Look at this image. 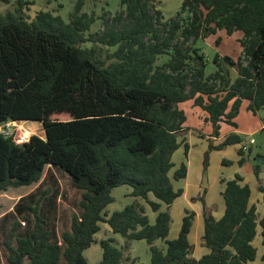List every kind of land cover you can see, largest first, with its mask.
<instances>
[{
	"label": "trees",
	"instance_id": "1",
	"mask_svg": "<svg viewBox=\"0 0 264 264\" xmlns=\"http://www.w3.org/2000/svg\"><path fill=\"white\" fill-rule=\"evenodd\" d=\"M16 1L15 10L0 12V123L39 121L45 137L33 135L17 144L0 134V191L38 183L47 165L56 166L81 190V213L72 215L60 243L46 227L44 191L35 195V204L27 199L36 192L23 196L10 227L3 228L0 264H123L124 248L136 240L147 241L151 259L129 264H264V253L258 258L254 244L260 228L264 248V211L259 214L251 203L252 189L240 174L222 179L225 210L220 218L201 197V244L207 253L194 256V210L185 209L178 236L170 238V209L184 193L174 181L188 175L186 162L170 174L172 156L182 143L186 157L190 150L186 138H179L187 121L179 103L191 99L205 110L215 137L223 122L237 126L234 119L244 99L254 113L264 110V0H183L170 19L156 0H120L102 31L88 37L96 18L80 13L82 0L69 21L48 10L29 19L23 9L32 2ZM219 30L230 36L241 31L243 50L237 59L217 58V69L207 73L209 58L198 43ZM87 42L114 50L102 59L101 48L82 45ZM159 57L166 60L157 63ZM242 142L231 132L209 149ZM260 169L257 164L264 208ZM122 185L132 187L135 200L109 212L112 190ZM146 205L156 213L154 222ZM104 223L124 238L123 245L117 246L114 237L97 240ZM158 240L165 245L158 246ZM96 242L103 255L91 263L85 251Z\"/></svg>",
	"mask_w": 264,
	"mask_h": 264
},
{
	"label": "rangeland",
	"instance_id": "2",
	"mask_svg": "<svg viewBox=\"0 0 264 264\" xmlns=\"http://www.w3.org/2000/svg\"><path fill=\"white\" fill-rule=\"evenodd\" d=\"M32 2L29 6L23 9V14L29 19H32L40 10H48L54 14L62 16L66 21H69L70 13L74 10L76 3L79 0H29ZM83 6L80 13L86 12L88 15H94L96 20L92 24L91 29L85 33V36L96 35L101 32L104 26V19L113 17L120 9V0H82ZM183 0H156L158 8H160L166 19H170L181 8ZM17 1L11 0L10 3H0V12L7 13L10 10H15ZM243 36L241 31L235 32L233 35H228L225 30H219L216 34L210 35L204 40L199 41V45L204 49L209 63L207 66V73H211L217 69L215 63L216 59L223 55H230L237 59L242 53V46L239 39ZM220 38V44H216V39ZM93 42L82 44L83 46H92ZM95 45V44H94ZM100 49L102 59L107 57L109 52L114 48H109L101 44L95 45ZM166 60L165 57H159L157 63ZM222 67L227 69L229 65L223 61ZM237 75L236 69L233 70V76ZM249 100L244 99L239 113L234 119L237 126L230 123L223 122L221 126V135L219 137L213 135V126L207 120L208 113L201 107L196 106L193 100H187L179 103L186 115L187 121L184 123L185 130L179 135L180 140L186 138L190 145L188 156H185V147L182 143L180 148L176 150L172 156L175 164L171 171L173 172L179 168L182 162H186L190 169L188 176L184 179L174 181L177 188H183L184 193L177 198L171 206L172 226L170 238L178 236L185 209L194 210L198 215L194 219V232L192 241L194 244V251L198 255L201 248V233L197 231L200 226H203V208L204 204L201 197L204 199L207 210L210 211L216 218L221 217V208H225V201L222 192L225 183L222 179L235 178L236 174L243 176L245 183H248L252 189L251 200L256 204L259 214L263 212V195L259 190L260 182L255 174V168L258 160L264 159V110H259L256 113L249 109ZM26 126L38 135L45 137L43 124L39 121H27ZM237 129L243 142L240 145H229L223 149H212L209 147L211 144H218L224 136ZM254 138V142L250 143V139ZM247 148H243V146ZM240 148L244 149L243 155H239ZM208 153V159L205 160ZM244 158V162L240 163V159ZM261 169L259 177L264 185V163L260 164ZM207 174V186H203L204 176ZM41 182L26 186L23 190L25 193H20L18 187H10L7 191H0V216L11 214V216L0 217V237L4 229L10 227L14 219V208L17 202L23 197L22 195H29L27 200L30 203L36 202V196L39 197L44 191L43 201L41 204L43 214L47 220L46 227L53 231L52 239L63 243L61 234L63 231L68 230L71 225L72 215L74 213H81L79 201L81 199V190L77 189L73 184L71 178L60 168L48 166L44 170ZM23 187V186H20ZM132 187L129 185H122L112 190V195L115 200L108 205L107 210L113 212L120 210L128 204L133 203L135 198L129 194ZM32 192H31V191ZM30 192V193H29ZM25 195V196H27ZM22 196V197H21ZM26 202H23L25 205ZM147 214L151 222L155 221L156 213L146 205ZM224 213V212H223ZM14 214V215H13ZM24 222V217L19 215ZM104 225V224H102ZM25 226V225H23ZM28 226V223L27 225ZM25 226V227H26ZM106 226V225H105ZM4 228V229H3ZM6 234V232H5ZM4 234V236H5ZM3 236V237H4ZM107 237H114L117 246L124 244V238L121 235L113 234L110 231L102 230L98 233L97 240ZM100 238V239H99ZM260 236L256 239L255 243L260 240ZM140 242V243H138ZM132 244L130 248H124L123 264H129L133 259H138L141 262L149 263L151 253L147 241L140 240ZM157 245L163 247L164 241L158 240ZM263 247L260 244L258 253L261 255ZM103 250L99 242L91 246V249L85 251V256L91 263H97L102 259ZM260 260L254 264H260Z\"/></svg>",
	"mask_w": 264,
	"mask_h": 264
},
{
	"label": "built area",
	"instance_id": "3",
	"mask_svg": "<svg viewBox=\"0 0 264 264\" xmlns=\"http://www.w3.org/2000/svg\"><path fill=\"white\" fill-rule=\"evenodd\" d=\"M30 120H14L10 119L0 123V134L7 138H11L17 144L29 142L34 133L31 128L26 126V122ZM35 122V121H32ZM40 136V135H39ZM254 142V138L250 139V143ZM243 148H247L245 145Z\"/></svg>",
	"mask_w": 264,
	"mask_h": 264
},
{
	"label": "crops",
	"instance_id": "4",
	"mask_svg": "<svg viewBox=\"0 0 264 264\" xmlns=\"http://www.w3.org/2000/svg\"><path fill=\"white\" fill-rule=\"evenodd\" d=\"M236 122V121H235ZM237 123V122H236ZM231 132H236V133H238V132H240V131H238L237 129H235L234 131H231ZM230 132V133H231ZM229 134V133H228ZM239 134V133H238ZM236 145H240V143L239 144H236ZM46 167H48V165L46 166ZM189 171H190V169L188 168V173H189ZM188 176V175H187ZM42 179V178H41ZM39 182H41V181H39ZM35 184V183H34ZM30 186V185H29ZM26 186H23V187H18L19 189H20V193H25L23 190H21V189H24ZM31 191V190H30ZM131 189L129 190V194L131 193ZM32 192V191H31ZM30 193V192H29ZM25 195H27V194H25ZM25 195H22V196H25ZM21 196V197H22ZM252 196V195H251ZM251 203H252V200H251ZM224 210H225V208H223V206H222V208H221V215L223 214V212H224ZM263 211H264V208H263ZM263 213V212H262ZM261 213V214H262ZM3 215V214H2ZM2 215L0 216V217H2ZM196 215H198L197 213H196ZM217 218H219V217H217ZM195 224V223H194ZM194 224H193V226H194ZM106 225V226H105ZM103 226H104V231L106 230V232L107 231H110L111 233H112V230H111V228H110V226L107 224V223H104V225H102V228H103ZM102 230V229H101ZM195 230H194V228H192V231H191V234H190V239H191V241H192V235H193V232H194ZM197 231H200V233H201V235H202V233H203V226H200L199 228H198V230ZM260 236V228H258V234H257V236H256V238H255V240H254V244L256 245V247H257V249H258V247L260 248V244H261V240H262V238H260V240H258L256 243H255V241H256V239L258 238ZM261 237V236H260ZM96 238H98V233H97V235H96ZM100 239V238H99ZM0 240H1V237H0ZM136 241H140V240H136ZM136 241H133L131 244H132V248L134 247V243L136 242ZM138 243H140V242H138ZM192 243H193V241H192ZM95 244V243H94ZM1 246V245H0ZM93 246V245H92ZM261 246H262V244H261ZM263 247V246H262ZM89 249V248H88ZM90 249H91V247H90ZM208 252V249L207 248H205L204 246H202L201 245V248H200V250L198 251V255H197V253L194 251V256L195 257H197V258H199V257H201L203 254H205V253H207ZM0 253H2V250H1V247H0ZM264 253V248H263V251H262V253H261V255ZM259 253H258V258H260V256H261ZM257 261H259V260H256L255 262H257ZM99 262V261H98ZM97 262V263H98ZM139 262H141V261H139ZM255 262H253V264L255 263Z\"/></svg>",
	"mask_w": 264,
	"mask_h": 264
},
{
	"label": "water",
	"instance_id": "5",
	"mask_svg": "<svg viewBox=\"0 0 264 264\" xmlns=\"http://www.w3.org/2000/svg\"><path fill=\"white\" fill-rule=\"evenodd\" d=\"M264 163V159L262 160V158H260L259 160H258V164H263ZM203 186H207L208 185V182H207V174H205V176H204V181H203V184H202Z\"/></svg>",
	"mask_w": 264,
	"mask_h": 264
}]
</instances>
